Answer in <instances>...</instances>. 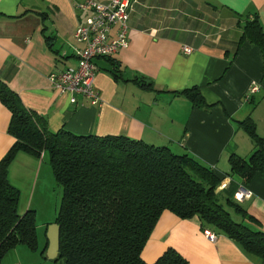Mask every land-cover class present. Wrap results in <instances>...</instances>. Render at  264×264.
Segmentation results:
<instances>
[{
	"label": "crops",
	"instance_id": "1",
	"mask_svg": "<svg viewBox=\"0 0 264 264\" xmlns=\"http://www.w3.org/2000/svg\"><path fill=\"white\" fill-rule=\"evenodd\" d=\"M83 1L0 0V76L9 88L26 109L44 117L52 131L123 135L188 152L221 178L217 190L230 197L251 192L238 202L264 232V174H255L249 182L229 175L231 155L247 158L253 150L242 122L250 120L264 137V59L249 40L240 42L246 17L256 13L264 27V0H134L128 47L93 59L97 105L81 96L70 103L48 79L51 72L77 64L75 48L80 44L74 31L90 14L76 9ZM183 45L192 52L184 54ZM253 86L257 90L251 92ZM193 87L209 108H198L181 94ZM10 117L0 100V159L15 140L8 132ZM41 159L19 152L8 168V180L19 195L33 190L23 201L19 196L18 213L35 207ZM53 224L46 225L45 238L38 241L41 247L29 251L33 254L27 253L28 258L51 264L57 258L49 246ZM19 246L25 245L14 248L24 250ZM168 247L188 264H262L233 239L222 234L207 239L197 217L181 219L163 211L142 258L152 264Z\"/></svg>",
	"mask_w": 264,
	"mask_h": 264
},
{
	"label": "trees",
	"instance_id": "2",
	"mask_svg": "<svg viewBox=\"0 0 264 264\" xmlns=\"http://www.w3.org/2000/svg\"><path fill=\"white\" fill-rule=\"evenodd\" d=\"M240 42L249 40L264 59V27L256 13L241 25ZM198 108H209L197 88L181 92ZM0 100L11 113L8 132L14 142L0 159V264L18 244L36 250L33 209L18 213L19 190L8 168L19 152L47 157L61 192L55 219L59 249L52 264H148L142 250L163 211L181 219L197 217L208 229L233 239L264 264V232L258 220L234 197L217 190L221 178L188 152L152 145L123 135H80L49 129L44 117L26 109L0 76ZM245 124L253 150L230 157L229 175L249 182L264 174V137ZM152 264H188L168 247Z\"/></svg>",
	"mask_w": 264,
	"mask_h": 264
},
{
	"label": "built area",
	"instance_id": "3",
	"mask_svg": "<svg viewBox=\"0 0 264 264\" xmlns=\"http://www.w3.org/2000/svg\"><path fill=\"white\" fill-rule=\"evenodd\" d=\"M134 0H84L76 5L80 11H89L84 22L78 24L74 31V40L80 44L75 48L77 64L57 72H51L48 79L58 93L67 94L70 103H76L77 96L84 98L90 105L100 102L99 94L94 88L96 67L93 59L110 57L118 50L128 47L129 10ZM184 54L192 52V47L183 45ZM257 86L251 88V92ZM44 153H41L43 156ZM251 192L239 191L234 195L237 201L249 198ZM203 234L210 241L216 239V234L208 229Z\"/></svg>",
	"mask_w": 264,
	"mask_h": 264
},
{
	"label": "rangeland",
	"instance_id": "4",
	"mask_svg": "<svg viewBox=\"0 0 264 264\" xmlns=\"http://www.w3.org/2000/svg\"><path fill=\"white\" fill-rule=\"evenodd\" d=\"M40 157H42L41 161L43 168L37 180L38 185L36 194L34 196L35 207L31 208L34 210L38 246L45 238L46 225L55 221L61 202L60 188L55 181L48 159L46 157L44 158L43 156ZM27 189V192L22 193V195H20L21 201L26 198H29L30 192L33 193L32 189ZM26 210L27 209L23 210L22 213ZM38 241L40 242L39 244ZM19 247H23L22 249L24 250H20V248H13L11 250H8L4 254L2 264H51L48 260H45L44 258H42L41 262L35 261L34 258H28L27 253L33 254L34 250H31L26 245ZM39 247H41V245ZM29 251H32L33 253ZM39 253L40 249L37 250V254H35L36 256L34 257H37Z\"/></svg>",
	"mask_w": 264,
	"mask_h": 264
},
{
	"label": "water",
	"instance_id": "5",
	"mask_svg": "<svg viewBox=\"0 0 264 264\" xmlns=\"http://www.w3.org/2000/svg\"><path fill=\"white\" fill-rule=\"evenodd\" d=\"M52 227H53V232L49 237V242H50L49 246L52 248L53 252L57 254L59 249V226L57 224H53Z\"/></svg>",
	"mask_w": 264,
	"mask_h": 264
}]
</instances>
